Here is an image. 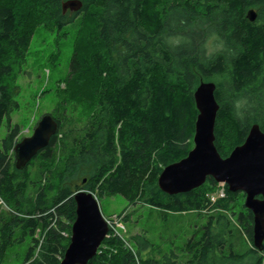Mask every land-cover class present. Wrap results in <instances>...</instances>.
I'll return each instance as SVG.
<instances>
[{"label": "trees", "instance_id": "1", "mask_svg": "<svg viewBox=\"0 0 264 264\" xmlns=\"http://www.w3.org/2000/svg\"><path fill=\"white\" fill-rule=\"evenodd\" d=\"M65 1L0 0V129L5 121L7 127L0 198L11 209L0 219V264L15 230L16 242L31 237L23 264L61 262L76 218L70 184L85 173L74 188L120 195L162 215L208 217L198 239L160 261L146 256L154 249L147 234L130 245L110 233L88 264H264V248L253 247L252 213L234 210L241 192L225 185V195L211 201L217 185L211 177L182 194L158 187L163 168L193 147L194 92L201 82L216 84L214 134L222 157L244 142L253 124L264 131V0H81L79 11L63 13ZM250 9L257 13L253 22ZM68 24L75 28L68 75L87 88V116L80 124L72 114L50 113L57 133L17 170L21 131L11 125V113L19 108V73L37 27L63 31ZM212 37L220 49L209 53ZM163 220L167 227L168 216Z\"/></svg>", "mask_w": 264, "mask_h": 264}, {"label": "water", "instance_id": "2", "mask_svg": "<svg viewBox=\"0 0 264 264\" xmlns=\"http://www.w3.org/2000/svg\"><path fill=\"white\" fill-rule=\"evenodd\" d=\"M81 0H67L62 11L77 12ZM257 13L247 12L249 21H255ZM216 84L201 82L194 92L198 111L193 147L187 156L163 168L158 177L159 189L176 195L201 187L211 177L216 183L227 185L231 192L245 194L244 206L252 213L253 247L264 248V131L253 124L244 140L228 156L222 157L215 146V122L219 105L215 98ZM58 123L50 114L43 115L33 133L22 138L14 146L15 168L24 170L28 163L46 148L57 133ZM86 179L82 181V184ZM76 218L71 226L69 244L59 264H88L96 256L99 247L109 234V227L102 215L97 198L90 191L74 188Z\"/></svg>", "mask_w": 264, "mask_h": 264}, {"label": "rangeland", "instance_id": "3", "mask_svg": "<svg viewBox=\"0 0 264 264\" xmlns=\"http://www.w3.org/2000/svg\"><path fill=\"white\" fill-rule=\"evenodd\" d=\"M74 37L75 28L70 24L65 26L63 31H49L44 26H39L34 31L26 62L17 80L19 92L15 99L19 103V108L11 113V125H18L21 131L17 138L19 141L32 135L39 119L45 114L60 115L63 112L76 116L80 120V124L84 122L87 116L85 113H88L89 107V102L86 101L87 88L77 85L76 79L68 75ZM216 40L212 37L207 41L209 53L220 49V44ZM64 99H67L66 108L62 104ZM6 132L5 121L0 129V141ZM34 168L31 166L29 170L33 172ZM88 175L86 173L75 175L70 184L71 190L74 191V185L79 184L81 179ZM222 189H225V185L221 183H217L213 187V192L208 194L211 201L221 197L218 193ZM94 196L97 198L102 215L105 219L111 220L115 232L130 245L133 244L134 236L141 237L143 234H147L154 249L150 248L146 252V256L155 261H160L164 255L170 253L171 249L175 248L176 250L184 247L185 242L192 236L198 239L208 220L206 216L198 219L193 214L175 216L163 213L168 216L170 222L166 227L162 213L148 205H129L120 195L96 196L94 194ZM244 203L245 194L241 192L234 210L237 212L243 209L247 210ZM10 212L9 205L0 198V219L10 217ZM126 217H128L127 220H125ZM174 222L176 224L170 227ZM13 234L17 240L19 230H15ZM35 237L41 241L39 231H36ZM233 238H240V236L237 237V234H234ZM16 240L7 249L2 264L24 263L31 237L25 236L22 242H16ZM238 240L243 243L241 239ZM177 251L179 252V250Z\"/></svg>", "mask_w": 264, "mask_h": 264}, {"label": "built area", "instance_id": "4", "mask_svg": "<svg viewBox=\"0 0 264 264\" xmlns=\"http://www.w3.org/2000/svg\"><path fill=\"white\" fill-rule=\"evenodd\" d=\"M221 184H223V183H221ZM218 194H219V196L223 197L225 195L224 190L222 189L221 191H219ZM105 220L107 221V224H108V227H109V234H108L107 237H109L110 233H111L112 236H117V237L121 238L126 243L125 239L122 236H120L118 233L115 232V230H114V228L112 226L111 220L110 219H105Z\"/></svg>", "mask_w": 264, "mask_h": 264}]
</instances>
